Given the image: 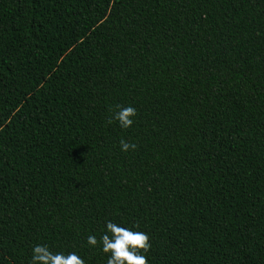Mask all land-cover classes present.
Masks as SVG:
<instances>
[{
    "label": "trees",
    "instance_id": "obj_1",
    "mask_svg": "<svg viewBox=\"0 0 264 264\" xmlns=\"http://www.w3.org/2000/svg\"><path fill=\"white\" fill-rule=\"evenodd\" d=\"M106 221L147 264H264V0H0V264H106Z\"/></svg>",
    "mask_w": 264,
    "mask_h": 264
},
{
    "label": "clouds",
    "instance_id": "obj_2",
    "mask_svg": "<svg viewBox=\"0 0 264 264\" xmlns=\"http://www.w3.org/2000/svg\"><path fill=\"white\" fill-rule=\"evenodd\" d=\"M136 108L131 105L117 106L109 120L121 129L129 128L136 117ZM135 143L120 141L122 152L134 150ZM87 243L95 247V235L87 237ZM101 251L107 254L106 264H147L146 253L151 245L146 232L121 226L112 221L105 222V231L100 235ZM29 264H85L75 251H52L47 244H35L31 249Z\"/></svg>",
    "mask_w": 264,
    "mask_h": 264
}]
</instances>
